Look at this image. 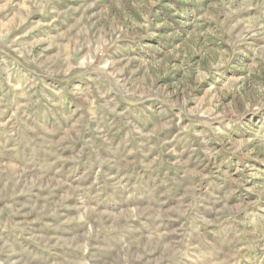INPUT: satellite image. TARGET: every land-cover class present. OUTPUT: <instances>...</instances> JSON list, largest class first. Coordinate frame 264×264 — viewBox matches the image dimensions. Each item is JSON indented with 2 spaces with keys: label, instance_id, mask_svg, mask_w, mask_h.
I'll return each instance as SVG.
<instances>
[{
  "label": "rangeland",
  "instance_id": "374dc122",
  "mask_svg": "<svg viewBox=\"0 0 264 264\" xmlns=\"http://www.w3.org/2000/svg\"><path fill=\"white\" fill-rule=\"evenodd\" d=\"M0 264H264V0H0Z\"/></svg>",
  "mask_w": 264,
  "mask_h": 264
}]
</instances>
